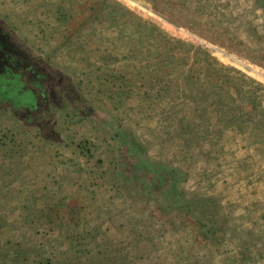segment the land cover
Wrapping results in <instances>:
<instances>
[{"label":"rangeland","instance_id":"rangeland-1","mask_svg":"<svg viewBox=\"0 0 264 264\" xmlns=\"http://www.w3.org/2000/svg\"><path fill=\"white\" fill-rule=\"evenodd\" d=\"M0 27V264H264V0H0Z\"/></svg>","mask_w":264,"mask_h":264},{"label":"flooded vegetation","instance_id":"flooded-vegetation-1","mask_svg":"<svg viewBox=\"0 0 264 264\" xmlns=\"http://www.w3.org/2000/svg\"><path fill=\"white\" fill-rule=\"evenodd\" d=\"M21 59L18 47L0 27V82L5 76L10 77V81L15 82L17 75L25 66ZM23 70L21 73H26Z\"/></svg>","mask_w":264,"mask_h":264}]
</instances>
